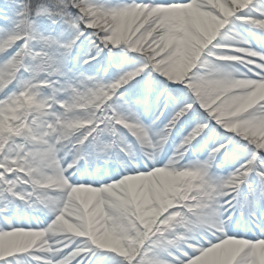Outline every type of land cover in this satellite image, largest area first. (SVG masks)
I'll list each match as a JSON object with an SVG mask.
<instances>
[{"label":"snow or ice","instance_id":"snow-or-ice-1","mask_svg":"<svg viewBox=\"0 0 264 264\" xmlns=\"http://www.w3.org/2000/svg\"><path fill=\"white\" fill-rule=\"evenodd\" d=\"M0 264H264V0H0Z\"/></svg>","mask_w":264,"mask_h":264}]
</instances>
